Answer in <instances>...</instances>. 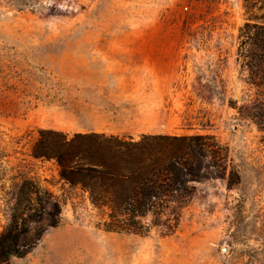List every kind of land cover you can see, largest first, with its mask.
<instances>
[{
  "label": "rangeland",
  "instance_id": "obj_1",
  "mask_svg": "<svg viewBox=\"0 0 264 264\" xmlns=\"http://www.w3.org/2000/svg\"><path fill=\"white\" fill-rule=\"evenodd\" d=\"M260 7L245 0H0V234L18 199L27 216H42L54 201L60 207L53 228L25 218L30 233L45 231L8 264H264ZM120 48L166 54L160 69L176 74L137 109L122 101L129 88L116 85L106 61ZM44 131L126 141L144 132L210 136L226 150V174L193 184L171 235L152 226L147 234L106 232L109 210L61 179L54 160L30 156ZM215 156L203 161L210 170Z\"/></svg>",
  "mask_w": 264,
  "mask_h": 264
},
{
  "label": "trees",
  "instance_id": "obj_2",
  "mask_svg": "<svg viewBox=\"0 0 264 264\" xmlns=\"http://www.w3.org/2000/svg\"><path fill=\"white\" fill-rule=\"evenodd\" d=\"M245 1L260 2L264 10V0ZM208 154L217 155V162L211 166L214 170L203 162ZM30 156L54 160L61 179L89 194L94 208L109 210L104 231L133 234H147L150 226L160 229L165 236L174 233L184 194L193 193V184L224 178L227 169L226 150L212 137L202 135H141L136 141L130 137L126 141L94 132L68 137L44 131L31 148ZM22 203L18 199V207L0 234V264L27 254L45 231L37 227L30 233L25 228V218L35 224L44 222L46 228L59 223L57 202L42 216L20 213ZM36 217L38 220L34 221ZM147 217L149 223H142Z\"/></svg>",
  "mask_w": 264,
  "mask_h": 264
},
{
  "label": "crops",
  "instance_id": "obj_3",
  "mask_svg": "<svg viewBox=\"0 0 264 264\" xmlns=\"http://www.w3.org/2000/svg\"><path fill=\"white\" fill-rule=\"evenodd\" d=\"M111 53L107 64L110 62L115 67L113 76L116 85L127 87L128 94L122 101L136 106H143L154 100L156 86L161 81L175 78V72L163 71L160 66L167 63L166 54L153 52V49L144 48H120ZM146 88H149L148 91ZM153 88V89H152ZM143 134H158L144 132Z\"/></svg>",
  "mask_w": 264,
  "mask_h": 264
}]
</instances>
